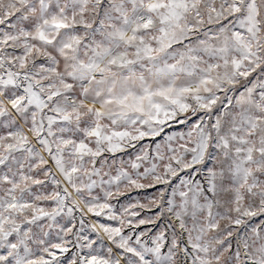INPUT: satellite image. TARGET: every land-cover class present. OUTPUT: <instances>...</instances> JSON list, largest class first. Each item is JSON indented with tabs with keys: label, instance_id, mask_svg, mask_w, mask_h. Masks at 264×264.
Segmentation results:
<instances>
[{
	"label": "snow or ice",
	"instance_id": "6c2138e0",
	"mask_svg": "<svg viewBox=\"0 0 264 264\" xmlns=\"http://www.w3.org/2000/svg\"><path fill=\"white\" fill-rule=\"evenodd\" d=\"M0 264H264V0H0Z\"/></svg>",
	"mask_w": 264,
	"mask_h": 264
}]
</instances>
